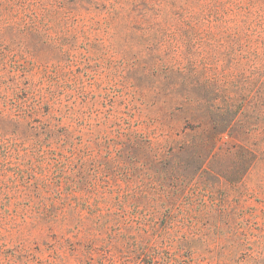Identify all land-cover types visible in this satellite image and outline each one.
Returning <instances> with one entry per match:
<instances>
[{"label": "rangeland", "instance_id": "1", "mask_svg": "<svg viewBox=\"0 0 264 264\" xmlns=\"http://www.w3.org/2000/svg\"><path fill=\"white\" fill-rule=\"evenodd\" d=\"M0 264H264V0H0Z\"/></svg>", "mask_w": 264, "mask_h": 264}, {"label": "trees", "instance_id": "2", "mask_svg": "<svg viewBox=\"0 0 264 264\" xmlns=\"http://www.w3.org/2000/svg\"><path fill=\"white\" fill-rule=\"evenodd\" d=\"M233 116L235 117V114H233ZM233 120V119H232ZM215 122H216V120H215Z\"/></svg>", "mask_w": 264, "mask_h": 264}]
</instances>
